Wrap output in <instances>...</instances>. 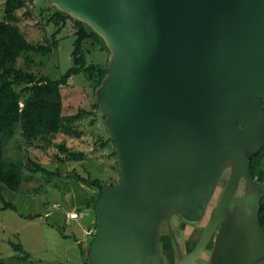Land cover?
Wrapping results in <instances>:
<instances>
[{
    "label": "water",
    "instance_id": "obj_1",
    "mask_svg": "<svg viewBox=\"0 0 264 264\" xmlns=\"http://www.w3.org/2000/svg\"><path fill=\"white\" fill-rule=\"evenodd\" d=\"M49 1L115 50L97 93L121 179L98 194L90 264H162V221L197 220L224 170V193L176 264H195L216 230L208 264H261L264 182L249 159L264 147V0Z\"/></svg>",
    "mask_w": 264,
    "mask_h": 264
},
{
    "label": "rangeland",
    "instance_id": "obj_2",
    "mask_svg": "<svg viewBox=\"0 0 264 264\" xmlns=\"http://www.w3.org/2000/svg\"><path fill=\"white\" fill-rule=\"evenodd\" d=\"M6 1L0 0V18L5 14ZM58 9L71 15L65 24H56L50 20ZM16 15L17 20L14 22L29 41L47 44L48 38L55 34L57 42L46 60L40 52H22L16 63L19 68L58 77L74 65L72 51L78 29L75 19L81 18L49 0H26V5L19 8ZM83 22L100 35V40L89 38L82 43L86 64L110 66L112 55L115 54L114 48L93 25ZM111 81L109 73L105 74L96 86L93 79L82 71L70 77L67 85L63 87L64 107L68 113L80 109H83L84 113L71 123L69 130L61 129L44 139L27 144V155L49 169L59 166L63 173L77 168L84 176L102 180L105 187L118 184L121 171L117 150L107 124V111L105 112L104 106L102 108L97 93L100 91L105 95ZM16 140L13 138L3 146L7 156L17 151ZM72 153L77 159H74ZM229 175L227 170L222 173L223 177ZM214 188L204 208L202 217L205 222L225 190L221 185ZM99 193L97 186L66 175L36 176L27 173L18 191L0 187V207L4 201L12 202L17 207V210L11 207L0 208V264H90L89 245L97 232L95 213ZM75 211L78 216L74 218L76 220H71L73 218H69V213ZM21 213H39L40 216L27 218ZM180 220L175 217L172 221L174 233L180 237L182 248L184 242L187 243L192 238L196 240L204 221L191 227L193 221L190 220V224L187 222L180 227ZM162 225L160 233L163 236L172 232L167 221ZM78 237L80 242L76 243ZM18 243L22 245L24 252L15 247ZM211 247L213 248V243ZM25 252H28L29 256L26 257ZM208 256L203 252L196 264H207Z\"/></svg>",
    "mask_w": 264,
    "mask_h": 264
},
{
    "label": "trees",
    "instance_id": "obj_3",
    "mask_svg": "<svg viewBox=\"0 0 264 264\" xmlns=\"http://www.w3.org/2000/svg\"><path fill=\"white\" fill-rule=\"evenodd\" d=\"M25 5L26 0H7L5 14L0 18V187L18 191L25 175L30 173L36 176H73L76 180L97 186L100 192L105 184L99 178L84 176L77 168H73L69 173H63L59 166L49 169L35 161L25 151V146L33 141L44 139L61 129L69 130L71 123L84 113L83 109L67 112L64 107L63 87L67 85L70 77L81 71L93 79L95 86L100 84L106 74L105 67L93 63L87 65L82 49L84 40L89 38L100 40V35L82 20L75 19L78 29L72 51L74 65L58 77L25 71L16 64L22 52H40L46 60L57 43L55 34L48 38L47 44H35L25 37L14 22L17 20L16 11ZM70 16L58 9L50 20L56 24L59 22L65 24ZM13 138L17 139V153L13 152L7 156L3 146ZM62 148L65 149L64 146ZM72 155L77 159L74 153ZM60 160L65 162L63 158ZM249 165L253 176L264 182V147L250 157ZM94 197L96 198V195ZM7 207L17 210V207L9 201H4L0 208ZM21 215L27 218L40 216L39 213H21ZM259 216L264 228V193L260 201ZM169 239V234L162 238L165 242ZM15 247L24 252L20 243L15 244ZM25 256H29V253L25 252ZM260 263L264 264V258Z\"/></svg>",
    "mask_w": 264,
    "mask_h": 264
},
{
    "label": "crops",
    "instance_id": "obj_4",
    "mask_svg": "<svg viewBox=\"0 0 264 264\" xmlns=\"http://www.w3.org/2000/svg\"><path fill=\"white\" fill-rule=\"evenodd\" d=\"M225 182H226V177H223L222 178V180L220 181V184L219 185H221V186H224V184H225ZM240 193V192H239ZM220 200V196H219V199H218V201ZM202 216H204V212L202 213V215L198 218V219H201V220H192L193 222H191V224H190V220L191 219H188L187 220V218L186 217H182V215H180L179 213H177V214H173L172 215V218H171V226L169 227L170 229L169 230H173V219L175 218V217H178L179 219H181L180 220V222H179V225H180V227H183L184 225H186L187 224V222H188V224H190V226L192 227V225L194 226V225H196V223H202L204 220H203V218L204 217H202ZM95 217H96V221H97V219H98V215H97V210H96V215H95ZM209 217H210V215H209ZM209 217H208V219H207V221L204 223L203 222V224L204 225H202V229H201V232H200V234H199V236H197V238H196V240H194L193 238L192 239H190L187 243L186 242H184L183 243V249L181 248V246H180V241H179V238L180 237H178L177 235H175V233H174V230H173V235H172V233L171 232H168V229H167V234H169V235H171L170 236V239L169 240H166L167 242H165V241H163V240H161L162 239V234L160 233V237H159V246H160V250H161V254H162V257H163V262H162V264H176L177 263V260H178V258L181 256V255H186V254H188V253H190L192 250H193V248L195 247V245H196V243H197V241L199 240V238L201 237V234L203 233V230H204V228H205V226H206V224H207V222H208V220H209ZM71 220H76V219H71ZM165 221L166 220H164V222L162 221V223H165ZM162 223H161V225H160V228H162ZM164 225H166L167 226V224H164ZM217 231L218 230H216L215 231V234H214V236H213V246H214V243H215V235L217 234ZM96 234V233H95ZM165 235V234H164ZM94 237H95V235H94ZM94 237H93V239H94ZM77 240H76V243H79L80 242V239H79V237L78 238H76ZM92 241L93 240H91L90 241V245L89 246H91V243H92ZM82 248H83V257H85V247H84V245L82 246ZM168 248V249H167ZM167 250L169 251L168 253H167ZM212 250H213V248L211 247V246H206L205 247V249H204V254H208L209 256H208V258H207V264L209 263V260L211 259V256H212ZM89 251H90V247H89ZM203 252H202V254H203ZM201 254V255H202ZM200 258V257H199ZM198 258V259H199ZM198 259H197V261H198ZM196 261V262H197ZM196 262H195V264H196Z\"/></svg>",
    "mask_w": 264,
    "mask_h": 264
},
{
    "label": "built area",
    "instance_id": "obj_5",
    "mask_svg": "<svg viewBox=\"0 0 264 264\" xmlns=\"http://www.w3.org/2000/svg\"><path fill=\"white\" fill-rule=\"evenodd\" d=\"M77 216H78V213L76 211L69 213V218H75Z\"/></svg>",
    "mask_w": 264,
    "mask_h": 264
},
{
    "label": "flooded vegetation",
    "instance_id": "obj_6",
    "mask_svg": "<svg viewBox=\"0 0 264 264\" xmlns=\"http://www.w3.org/2000/svg\"><path fill=\"white\" fill-rule=\"evenodd\" d=\"M194 227H195V226H194ZM213 239H214V238L212 237L211 240H210V242H209V244H208V246H211V245H212V243H213V241H214Z\"/></svg>",
    "mask_w": 264,
    "mask_h": 264
}]
</instances>
